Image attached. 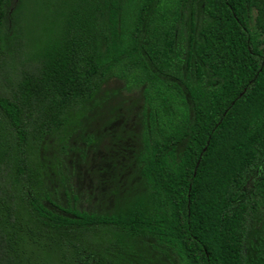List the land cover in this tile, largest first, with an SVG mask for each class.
<instances>
[{
  "label": "trees",
  "instance_id": "16d2710c",
  "mask_svg": "<svg viewBox=\"0 0 264 264\" xmlns=\"http://www.w3.org/2000/svg\"><path fill=\"white\" fill-rule=\"evenodd\" d=\"M261 37L264 0H0V264H264Z\"/></svg>",
  "mask_w": 264,
  "mask_h": 264
},
{
  "label": "rangeland",
  "instance_id": "374dc122",
  "mask_svg": "<svg viewBox=\"0 0 264 264\" xmlns=\"http://www.w3.org/2000/svg\"><path fill=\"white\" fill-rule=\"evenodd\" d=\"M251 25L253 26V22L251 23ZM253 28V27H252ZM254 30V32L255 33H257V32H259V30H257V29H253ZM262 39H264V37H261ZM123 84L119 81V80H116V79H113V80H111L110 82H108V83H106V85H105V87H104V89L106 90V91H113V90H115V89H119V88H121V86H122ZM131 94V96H135V93L134 92H131L130 93ZM105 145H107V144H109L108 142L107 143H104ZM67 167L71 170V163L70 162H67ZM89 164H87L85 167H86V169H90V171L91 170H93L94 169V167H95V165L93 166V165H89ZM88 166V167H87ZM84 171V170H83ZM91 173H92V171H91ZM88 175V174H87ZM92 174H90V176H91ZM76 180V176L75 177H73V180H72V183H73V181H75ZM77 180H78V182L80 183V186H81V188H80V190L82 191V208H84V209H88L91 205V203H89L88 202V199H89V197H87V195H89V193H88V189H85L87 186H88V182H89V184H91L90 183V178L89 177H87V180H84V179H82V177L80 178V177H77ZM82 185L85 187V188H83L82 187ZM51 187V186H50ZM52 188V187H51ZM52 190V189H51ZM53 193H55V195L56 194H58V196H59V199H60V201H61V203L65 206L66 204V197L64 196V194H63V192L62 191H59V192H56L55 190H53ZM54 195V196H55Z\"/></svg>",
  "mask_w": 264,
  "mask_h": 264
}]
</instances>
